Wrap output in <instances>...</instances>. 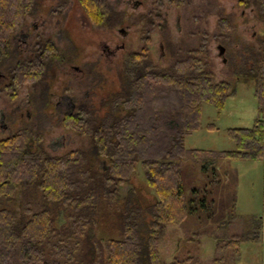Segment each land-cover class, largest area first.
<instances>
[{
	"label": "trees",
	"instance_id": "trees-1",
	"mask_svg": "<svg viewBox=\"0 0 264 264\" xmlns=\"http://www.w3.org/2000/svg\"><path fill=\"white\" fill-rule=\"evenodd\" d=\"M78 1L94 26L104 22V15L93 12H106L105 0ZM239 4L256 8L264 22V0ZM34 7L35 0H0V65L11 57L12 38L26 25ZM220 25L224 34L234 28L225 20ZM143 39L148 44V35ZM204 47L176 61L175 72L159 70L148 50L131 54L121 77L125 90L109 101L112 110L104 119L97 122L87 111L68 115V130L90 137L109 166L104 172L94 169V159L86 151L49 155L42 148L43 135L29 129L0 141V200L13 203L20 192L38 187L52 205L32 214L24 202L19 211L0 209V264H164L157 240L167 225L197 234L211 219L221 221L224 212L235 209L239 174L229 163L264 160V59L247 75V80H254L259 117L251 128L227 130L236 149L187 150L186 137L202 127L204 104L221 113L236 94L227 82L192 76L209 66ZM261 47L264 54V40ZM45 51L53 53L55 48L48 44ZM43 65L36 60L16 66L12 87L38 85ZM208 128L215 130L214 125ZM139 167L156 195L148 208L153 221L138 230L125 219L121 238H90L88 230L97 224L95 220L90 224V218L109 210L105 206L116 197V188L124 186Z\"/></svg>",
	"mask_w": 264,
	"mask_h": 264
},
{
	"label": "rangeland",
	"instance_id": "rangeland-1",
	"mask_svg": "<svg viewBox=\"0 0 264 264\" xmlns=\"http://www.w3.org/2000/svg\"><path fill=\"white\" fill-rule=\"evenodd\" d=\"M128 1L105 0L106 12H93L104 15V22L94 26L78 0H35L34 15L23 28L29 34V49L25 52L24 45L15 41L12 56L0 66V71L8 74L12 68L30 62L33 50L36 52L34 60H42L44 64L37 93H33L34 114L30 120L21 118L20 128L30 126L32 131L41 133L43 150L51 156L71 150L89 152L94 159V169L104 172L109 166L98 156L90 137L68 130L71 122L65 104L71 100L75 105L74 110L67 107L71 115L87 111L100 122L112 110L109 101L125 90L121 77L130 51L150 48L151 58L159 70L175 72L176 61L188 58L190 51H197L204 44L203 57L209 66L193 72L192 76H209L213 83L227 82L236 94L228 99L221 113L204 104L202 127L186 137V148L234 151L236 146L228 138L227 130L251 128L259 116L254 80H247L252 65L264 59L261 50L264 22L259 20L256 8L240 6L241 0H171L166 2L169 6L163 7L154 3L155 0H140L144 5L139 8L130 6ZM156 11L162 16L158 14L155 18ZM222 20L232 23L231 32H222ZM120 30L129 33L125 36ZM144 35H148V44ZM37 41L38 44H34ZM47 43L55 48L53 53L45 51ZM160 45L164 46L165 55ZM219 47L225 49L224 56L220 55ZM26 92L23 89L20 98H27ZM66 92L67 96H62ZM9 94L0 93V108L14 104ZM59 101L64 102L63 108L58 106ZM210 125H214L215 130H209ZM1 138L4 136L0 134ZM250 163L231 161L229 164L244 168ZM247 174V187L243 185L241 196L238 188L237 205L223 213V220L213 222L211 219L197 234L173 225L164 228L157 240L162 263L177 260L184 264H264L263 208L256 196L263 183L259 170L250 168ZM112 186L109 188L114 192ZM114 193L116 197L105 206L109 210L104 208L99 216L90 218V224L93 220L97 222L88 230L90 238H121L125 219L138 230H145L153 221L148 208L157 199L141 167ZM43 195V190L33 187L20 192L13 203L1 199L0 209L19 211L24 202V208L31 214L43 211L52 206ZM240 200L244 202L239 203ZM85 212L91 214L89 209ZM60 221L65 223L63 217Z\"/></svg>",
	"mask_w": 264,
	"mask_h": 264
},
{
	"label": "flooded vegetation",
	"instance_id": "flooded-vegetation-1",
	"mask_svg": "<svg viewBox=\"0 0 264 264\" xmlns=\"http://www.w3.org/2000/svg\"><path fill=\"white\" fill-rule=\"evenodd\" d=\"M170 1L171 0H155L153 2L156 3L157 5L163 7V5L167 4L166 2H170ZM128 2H129L130 6H132V4H133L134 8H139V7L144 5V3L142 4V2L140 0H135V1L134 0H129ZM169 4L170 3H168L167 5L169 6ZM158 14H159V12L156 11V17L155 18L158 17ZM33 15H34V11H33V14L31 16H33ZM159 15L162 16V14H159ZM165 15H168V13L165 14ZM30 17H28V19ZM163 18H165V16ZM27 23H28V21H27ZM27 23H26V25H27ZM23 28L18 33H16V35L12 38V53L14 51L15 41L16 42L19 41L20 43H22L24 45L23 48H24L25 52L30 47L29 34H26L24 32ZM120 32L124 33L125 36L128 35V33H129L126 30H120ZM34 44H38V41L35 42ZM47 45H48V43L45 45V48H46ZM121 48H124V47H121ZM160 48H161L162 54L165 55L164 46L160 45ZM144 50H148L150 55L152 54V51H151L150 48L142 47L140 49V51H130L129 54L126 55V57L130 56L131 54L143 52ZM31 54H32V57H31V60H29L30 62L27 61L28 63H33V62L36 61V60H34L36 58V52L33 50V53H31ZM3 64L4 63H2L0 66H2ZM15 68L16 67H14L11 70H9L8 74L2 73L0 71V93L1 92H5L7 94L10 93L9 95H11L12 101L14 102L13 105H6V108H2V107L0 108V134L2 136H4V138H1L0 141L6 140L11 135H13L15 132H17V131H19L21 129L32 130V128L30 126L29 127L20 128L19 124H20L21 118H26V120L27 119H29V120L32 119V114H34V112L32 110L33 106H34L33 93L36 92V87L38 85L30 84L27 87L21 88V89H19L17 87H12V85H11V75L12 74L11 73H12V71ZM23 89H25L27 91L26 92V97L27 98H24V96H22V98H20L21 91ZM62 96L66 97L67 96V92L63 93ZM64 100H66V99H64ZM71 102L72 101L70 100L69 103L67 102L65 104V106H64L65 109H66L67 114H69V115H71L72 113H71V111H67L68 110L67 107L68 106L71 107L70 108L71 110L75 109V105L72 104ZM57 104H58V106L63 108L64 102H60L59 101V102H57ZM17 125H19V126H17ZM42 148H43V146H42Z\"/></svg>",
	"mask_w": 264,
	"mask_h": 264
},
{
	"label": "crops",
	"instance_id": "crops-1",
	"mask_svg": "<svg viewBox=\"0 0 264 264\" xmlns=\"http://www.w3.org/2000/svg\"><path fill=\"white\" fill-rule=\"evenodd\" d=\"M247 161L253 163V165H255V166H249L251 164L250 163V164H245L244 168H239L237 166L235 167L232 164H231V167L234 168L235 170H237L238 174H239L238 188H240V196H241L242 189L244 188L243 185H245V187H247L248 182H247L246 176H248L247 173H249L250 168H252L253 170H255V169L259 170L260 178L262 180L263 186H262L261 192H257L256 196H258V199L260 200L261 207L263 208V211H262L263 217H261V220L263 221V224H264V160L260 161V162L244 160L243 162L248 163ZM248 179H251V178H248ZM237 195H238V191H237ZM240 202H244V200H240L239 203Z\"/></svg>",
	"mask_w": 264,
	"mask_h": 264
},
{
	"label": "water",
	"instance_id": "water-1",
	"mask_svg": "<svg viewBox=\"0 0 264 264\" xmlns=\"http://www.w3.org/2000/svg\"><path fill=\"white\" fill-rule=\"evenodd\" d=\"M219 50H220V55L224 56L225 49L223 47H219Z\"/></svg>",
	"mask_w": 264,
	"mask_h": 264
}]
</instances>
